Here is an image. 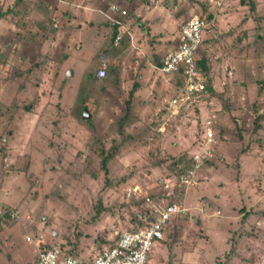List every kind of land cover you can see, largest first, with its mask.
Here are the masks:
<instances>
[{"label": "rangeland", "instance_id": "1", "mask_svg": "<svg viewBox=\"0 0 264 264\" xmlns=\"http://www.w3.org/2000/svg\"><path fill=\"white\" fill-rule=\"evenodd\" d=\"M166 1L163 11L172 19L184 9L189 16L210 15L202 33V52L210 50L213 58H221V52L232 58L237 54L235 27L254 5L252 10L247 0ZM2 2L0 10L6 8ZM257 12L264 14V5ZM170 35L155 47L162 49ZM76 42L70 36V54L63 66L55 54L49 62L45 54L32 57L30 73L23 77L26 82L18 86L11 79L16 78L11 74L13 58L0 43V79L7 81L6 92L0 94V192L5 175L26 173V193L36 200L34 225L54 231L39 249L59 245L66 253L89 260L133 225L135 210L146 207L145 195L159 194L157 179L167 175L171 159L193 147L187 122L170 120L162 131L156 130L163 119V99L173 94L174 79L166 80L169 89L157 87L151 93L148 87L137 89L127 124L118 132L115 121L123 114L128 90L139 85L137 73L125 65L130 76L125 88H100L87 74L86 59L91 54L81 57L73 49ZM256 42L255 53L264 56V40ZM124 51L113 47L112 54L120 57ZM263 66L260 62V69L250 76L245 71L239 77L237 72L231 74L233 70L225 76L230 83L217 94L219 143L212 164L196 173V186L181 198L185 206L194 208L172 222L163 240L153 242L147 264H264V118L258 119L256 131L251 130V105L264 112V98H256L264 89ZM43 172L42 178L36 176ZM26 236L24 231L17 236L18 248L12 255L23 264L33 249ZM5 263L1 257L0 264Z\"/></svg>", "mask_w": 264, "mask_h": 264}, {"label": "crops", "instance_id": "2", "mask_svg": "<svg viewBox=\"0 0 264 264\" xmlns=\"http://www.w3.org/2000/svg\"><path fill=\"white\" fill-rule=\"evenodd\" d=\"M167 2L166 0H3L2 3L6 8L0 10V43H4V46L0 49L13 58L15 73L11 74L16 77H11L13 86H18L21 82L25 84L24 73H29L32 57H36L38 54H45L47 62L50 61L49 57L55 54L58 62L63 66L70 54L68 40L70 36H73L77 40L73 44V49L78 51L81 57L85 52L91 54L86 59V63L90 64L88 73H90L91 81L101 84L100 88H111L112 91L125 88L126 79L130 76L125 74L124 66L128 65L133 69V73H137L136 76L139 79L137 80L139 85L132 93V97L138 95L136 91L139 88L147 89L148 87L150 93L152 90L154 92L157 87L169 89L165 78L151 75V64L158 63L164 51L168 47L174 46L178 25L190 13L184 9V12L174 15V19H172L163 11L168 7ZM253 2V12L246 19H239L238 25L235 27L238 33V51L233 58L225 56L226 52H221L223 55L221 58L219 57V60V58H213L210 55V50L202 52L200 48L205 41L203 38L196 51V59L205 58L211 81L218 90L219 80H225V72H223L225 69L222 67L230 69L229 71L233 70L231 74L236 75L237 72L240 77V74L241 76L245 75V71H248L247 74L250 76V72L260 69L258 68L260 62L264 64V56H260V52L255 53L256 41L264 40L262 36L264 35V14L257 12V7L264 5V0H253ZM110 4L124 9L125 14L109 12ZM113 21L117 23L115 35H120L118 40H114L112 37L111 23ZM168 34H171L170 40L168 38L162 49L156 48L155 46L158 47L162 40L165 41ZM113 47H121L125 51L118 57L112 54ZM250 51H253V55ZM258 56L260 57L257 58ZM41 62L42 60H38L39 65ZM102 64L106 74L104 78L97 79L94 77V71ZM141 69L145 71L142 72L143 74L139 72ZM19 74L24 75L19 76ZM109 74L112 75L111 79H107ZM13 80L18 84H15ZM174 83L173 93L177 80L174 79ZM229 83L230 81H226L225 85ZM6 87L7 81L0 79V94L6 92ZM145 89L142 93L145 92ZM263 90L256 97L258 100L264 98ZM143 101L145 100L141 98L140 102ZM60 157L59 154L58 158ZM40 163L44 164V161H40ZM44 174L45 172L36 176L42 178ZM10 176L11 178H9ZM26 179V173L20 175L16 172L13 175H5L0 192V253L2 254L0 258L5 259V264L25 263L12 258L18 248L17 236L22 231L29 235L26 237H29L33 244L32 255L27 260V264L34 260L37 248L50 241L48 234H54L50 228L41 227L40 223L34 225L32 214L36 200L32 194L27 195L26 193L29 189ZM0 182L2 183L1 176ZM10 211H15L19 224L16 225L15 220L10 219Z\"/></svg>", "mask_w": 264, "mask_h": 264}, {"label": "built area", "instance_id": "3", "mask_svg": "<svg viewBox=\"0 0 264 264\" xmlns=\"http://www.w3.org/2000/svg\"><path fill=\"white\" fill-rule=\"evenodd\" d=\"M108 10L125 14L124 9L114 4H110ZM208 26L209 21L197 15L182 20L178 25L174 46L164 51L158 63L151 64L155 74H160L166 80H177L172 96L163 99V119L156 130L162 131L163 125L170 120L187 122L193 147L186 152L189 166L181 173L158 178V195H145V206L153 213L151 220L132 231H120L112 238V245L101 248L89 260L74 257L59 245H52L41 249L38 247L30 264H146L153 242L165 238L170 220L194 208L185 206L181 198L185 191L196 186V173L205 161L212 160L215 155L219 141L217 121L221 108L216 94L221 93L226 84L224 79H220L219 90L211 80L210 85H207L196 63V51L201 44L202 33ZM119 38V34L114 36V40ZM105 74L103 64L96 67L95 78L102 79ZM229 75L230 71L225 69V76ZM197 210L202 211L201 208ZM212 213L216 214V211ZM9 217L13 220L18 218L15 211H10ZM26 239L29 240V237Z\"/></svg>", "mask_w": 264, "mask_h": 264}, {"label": "trees", "instance_id": "4", "mask_svg": "<svg viewBox=\"0 0 264 264\" xmlns=\"http://www.w3.org/2000/svg\"><path fill=\"white\" fill-rule=\"evenodd\" d=\"M239 2H241V0ZM245 4L249 5V8L253 10V5H254L253 0H247V2ZM0 16H1V13H0ZM209 17H210V15H207L206 18L205 17H203V18L209 21V19H207ZM196 63L198 65V67L200 68L203 76L205 77L206 84L210 85L211 78L209 76L208 65L206 64L205 58L201 57L200 59H196ZM29 73H30V70H29ZM133 92H134V89H132V88H130L128 90L127 98L123 100V114L119 118H117L115 121V123L117 125V131L118 132H123L122 130H124V127L127 124V121L129 118V111H130L129 105H131V99H132V93ZM217 96L219 97L220 94ZM24 109L25 110L27 109V105L24 106ZM251 113H252V120H251L252 129L251 130L256 131L260 127V125H258L257 121L259 118H264V112H261L257 108V106L251 105ZM240 132H244V131L240 129ZM238 136L240 137V142H241L243 137H242V135H238ZM218 143H219V141H218ZM105 160L106 159L103 158V161H105ZM189 164L190 163H189V159L186 156V152L179 153L175 157H173L171 159V161L169 162L168 166L171 169L167 171V174L181 173L184 171V169H186L189 166ZM211 164H212V160H208V161L204 162L203 166H207V165H211ZM186 215H188V213L185 215L175 216L170 220V224L167 227L165 237L167 235L168 229L171 227L172 222L175 221L176 219L184 217ZM152 216H153V213L151 210H149L146 207H141L139 205V207L135 210V212L132 215V218L134 220L133 225H131L130 228L124 229V230H131L132 231V230L136 229L137 227H139V226L145 224L146 222L150 221ZM113 242H114V239H111V243L108 246L112 245ZM148 254H149V252H148ZM147 257H148V255H147ZM147 262H148V260H147Z\"/></svg>", "mask_w": 264, "mask_h": 264}, {"label": "water", "instance_id": "5", "mask_svg": "<svg viewBox=\"0 0 264 264\" xmlns=\"http://www.w3.org/2000/svg\"><path fill=\"white\" fill-rule=\"evenodd\" d=\"M116 24H117V23L114 22V21L111 23L112 37H114L115 32H116V27H117ZM88 117H89V114H88V113L86 114V109L84 108V109L82 110V118H83V119H86V118H88Z\"/></svg>", "mask_w": 264, "mask_h": 264}, {"label": "flooded vegetation", "instance_id": "6", "mask_svg": "<svg viewBox=\"0 0 264 264\" xmlns=\"http://www.w3.org/2000/svg\"><path fill=\"white\" fill-rule=\"evenodd\" d=\"M90 73H88V76L90 77V75H89Z\"/></svg>", "mask_w": 264, "mask_h": 264}]
</instances>
